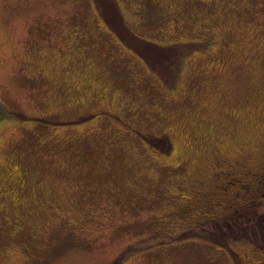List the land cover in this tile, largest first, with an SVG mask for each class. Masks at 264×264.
<instances>
[{"label":"rangeland","instance_id":"374dc122","mask_svg":"<svg viewBox=\"0 0 264 264\" xmlns=\"http://www.w3.org/2000/svg\"><path fill=\"white\" fill-rule=\"evenodd\" d=\"M101 3L0 0V264H264V0Z\"/></svg>","mask_w":264,"mask_h":264},{"label":"trees","instance_id":"16d2710c","mask_svg":"<svg viewBox=\"0 0 264 264\" xmlns=\"http://www.w3.org/2000/svg\"><path fill=\"white\" fill-rule=\"evenodd\" d=\"M101 10L102 11H108L110 12V16L113 17V21L114 22H118L119 19L122 20L120 13L117 9V6L115 5V0H101ZM119 31L122 32V35H126V36H132V38L136 41V42H141L143 43V45L145 46L144 48L146 50H149L152 46H146L149 42L145 41L144 39L139 38L138 36L134 35L132 32H130L125 26H123V28L121 26H119ZM119 36V35H118ZM120 37V36H119ZM151 44V43H149ZM155 48V47H153ZM157 49V48H155ZM175 57H172L171 59V64L173 63ZM166 73H171V72H166ZM264 216V213H263Z\"/></svg>","mask_w":264,"mask_h":264}]
</instances>
